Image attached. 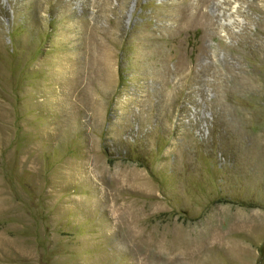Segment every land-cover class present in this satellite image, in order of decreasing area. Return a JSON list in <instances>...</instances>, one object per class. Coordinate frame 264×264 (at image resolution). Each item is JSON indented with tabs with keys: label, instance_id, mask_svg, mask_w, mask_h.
<instances>
[{
	"label": "rangeland",
	"instance_id": "rangeland-1",
	"mask_svg": "<svg viewBox=\"0 0 264 264\" xmlns=\"http://www.w3.org/2000/svg\"><path fill=\"white\" fill-rule=\"evenodd\" d=\"M0 264H264V0H0Z\"/></svg>",
	"mask_w": 264,
	"mask_h": 264
}]
</instances>
